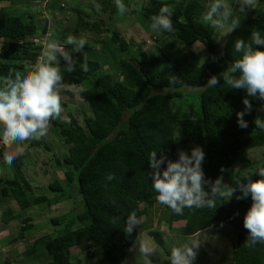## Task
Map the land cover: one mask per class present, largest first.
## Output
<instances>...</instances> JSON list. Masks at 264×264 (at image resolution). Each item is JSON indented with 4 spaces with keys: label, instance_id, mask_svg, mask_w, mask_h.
<instances>
[{
    "label": "trees",
    "instance_id": "obj_1",
    "mask_svg": "<svg viewBox=\"0 0 264 264\" xmlns=\"http://www.w3.org/2000/svg\"><path fill=\"white\" fill-rule=\"evenodd\" d=\"M210 2L148 0L137 15L144 29L152 32L150 17L167 5L173 13L174 31L152 32V36L159 41L172 39L188 47L199 42L207 48L206 60L198 66L184 61L189 63L185 70L177 68L176 63L165 57L161 49L160 54H150L144 41L124 39L119 31L106 28L107 23L103 18L93 20L97 12L93 9L90 12L70 10L76 15L72 34L89 40L79 52H74L72 46L57 37V30L50 26L54 15L47 17L40 13H19L17 9L14 13L13 8H8L12 14L0 17V76H6L9 69L27 70L40 56L43 43L59 39L76 61L75 70L68 72L66 62L58 56L64 84L78 86L80 96L87 101L89 112L87 115L85 112L74 114L70 109L66 110L64 104L65 114L50 122L66 152L44 144V148L52 153L48 161L55 172L47 187L48 194L39 193V189L36 191V187L26 178L22 168L26 154L18 156L11 165L5 164L11 178L3 180L0 177V223L8 225L15 220L8 206L11 201L25 211L33 207L50 208L63 201L78 202L77 211L71 215L79 227L73 228L68 221L63 223L62 218H52L53 227L61 223L65 226L55 236L43 235L32 242L22 253L29 264L31 260L39 259L41 254L46 255L47 264H81L80 259L73 262L75 259L71 249L75 247L86 258L96 260V264H122L140 235L138 227L147 229L154 242L162 246L163 240L160 233L153 229L150 215L152 208L159 204L148 175L152 171L148 158L153 151L157 152V158L163 154L168 160L176 161L179 147L185 151L188 149L186 152L190 155L191 149L199 146L205 153L202 168L206 179L215 181L222 176L225 182L226 179L235 178L232 187L236 186L237 181L246 183V177L260 179L255 175L258 169L240 176L236 166L249 162L246 156L251 149L264 148V129L257 128L254 123L257 117L264 120V101L249 98L253 110L244 117L248 127L239 128L236 113L243 111L242 100L246 93L224 84L220 73L238 58L234 51L237 39L249 42L254 29L264 35V13L252 18L250 13L237 12L235 19L240 24L229 33L225 45L220 48L214 40L215 26L201 19ZM30 3L24 7L30 6ZM99 3L100 12L108 14L111 21L114 22L115 14L121 15L114 0H100ZM105 33H110L116 50L126 55L116 61V79L107 82L95 78L103 66L93 56V45L101 43ZM36 35L45 41L35 42ZM254 47L264 51L262 46ZM213 56L218 58L216 62H213ZM180 61L181 57L177 62ZM82 64L87 65V71ZM168 65L176 69V77L165 74ZM213 75L217 76L219 84L214 88L206 87ZM81 86L83 89H80ZM185 87L199 91V117L179 118L175 114L176 106L172 102L185 96ZM30 146H39L37 140L34 139ZM166 166V163L161 165V171ZM58 172L63 177L58 176ZM108 174H113L115 179L108 181ZM240 195L237 191L229 201L218 199L216 208H185L183 215L175 214L164 205L169 211L166 221L169 226L180 223L178 233L185 237L204 232L215 223L228 225L236 234L230 264H264V244L247 246L248 232L243 227V218L252 201L250 196L237 200L236 196ZM131 212L136 213L140 225L128 236L124 232V222ZM143 217L149 218L145 227L141 225ZM30 221V216L23 219L20 226L22 231L34 227ZM20 236L22 238L23 235ZM18 239L13 238L11 244ZM36 249L37 254H34ZM0 264H12V261L5 257Z\"/></svg>",
    "mask_w": 264,
    "mask_h": 264
},
{
    "label": "clouds",
    "instance_id": "obj_2",
    "mask_svg": "<svg viewBox=\"0 0 264 264\" xmlns=\"http://www.w3.org/2000/svg\"><path fill=\"white\" fill-rule=\"evenodd\" d=\"M258 2L259 0H239V10L244 12L246 9H255ZM114 3L121 15L128 12L123 0H114ZM172 14L169 6L161 7L158 14L150 17V30L156 34L172 33ZM201 19L226 34L233 32L240 24L234 18L233 7L228 0H211ZM64 43L72 46L74 52H79L84 49L87 41L69 33L64 38ZM254 46L264 47V35L255 29L249 42L246 43L243 39L235 41L234 51L238 58L220 73L224 84L246 93L242 100L244 109L236 113L238 127L241 129L248 127L244 117L253 110L249 98L264 101V51ZM58 56L66 62L68 72L75 70L76 61L71 54L65 50L59 39H51L27 70L9 69L6 76H0V143L11 145L14 142L39 140L44 137L50 122L61 116V91L71 87L79 92L77 85L64 84ZM217 59L212 57L213 62ZM82 67L87 71L86 64H82ZM218 84L217 76L213 75L207 81L206 87L214 88ZM254 123L257 128L264 129V120L261 118L257 117ZM177 157L176 161H172L163 154L157 158L156 151L149 154V167L152 171L148 175L151 177L152 188L157 193V202L166 205L175 214L183 215L185 208H216L218 199L229 201L239 191L241 195L236 196L237 200L250 196L252 201L243 218V227L248 232L247 246L264 244V166L259 167L255 173L260 179L246 177V183L237 181L236 186L232 187L223 182L222 176L215 181L205 178L202 168L205 153L201 147H193L190 155L184 150H178ZM3 159L11 165L17 156L6 152ZM165 163L166 169L161 171V165ZM106 179L112 181L115 176L108 174ZM124 224L125 234L131 236L140 225V219L135 212H131ZM187 240V243L171 249L170 264H193L199 245L191 236ZM130 251L144 257L151 264L155 246L140 240L135 242Z\"/></svg>",
    "mask_w": 264,
    "mask_h": 264
},
{
    "label": "rangeland",
    "instance_id": "obj_3",
    "mask_svg": "<svg viewBox=\"0 0 264 264\" xmlns=\"http://www.w3.org/2000/svg\"><path fill=\"white\" fill-rule=\"evenodd\" d=\"M30 2H26V0H24V2L23 0H4L0 2V17L12 14L8 8H13L14 13L17 9L19 13L20 11L40 13L41 15L43 14L47 17L54 15V18H51L52 22L50 26L51 28L57 30V37L61 38L64 42V38L68 33L67 31L72 34L74 30L73 28L76 15H74V13L70 10L78 9L90 12L93 9L97 11L93 15V20L103 18V20L107 23L106 28L110 29L111 27V29L119 31L124 39H131L135 42L144 41L146 43L145 48L150 52V54H160L161 52H159V50L161 49L165 53V57H168L169 60L176 63V67L181 70H185L187 64L189 63H192L195 66L200 65L208 56L207 48L199 42H196L192 46L188 47L181 43H177L172 39L165 38L159 41L152 36V32L146 31L144 29V25L138 20L137 15L141 6L146 5L148 0H125L124 4L128 8V12L124 15L115 14L113 16L114 22L108 19V14H102L100 12V0H32ZM228 2L233 7L235 18L237 12H240L239 1L228 0ZM27 3H30V6L26 5V7H24ZM52 4L54 7L59 9L54 10ZM132 11H134V13H132ZM244 12L252 14V18L259 17L264 13V1L259 0L255 9H246ZM215 29L216 33L214 35V40L216 41L218 47L222 48L225 45L229 34H226L225 31L216 27ZM34 39L35 42L43 43L45 41L44 38L39 39L37 35ZM102 39L103 41L101 43L93 45V48L95 49L93 52L94 59L99 60L103 66L100 73L98 76L96 75L95 78L101 79L103 82L114 81L118 72L116 61L125 58L126 55L120 54L118 50H116L110 40V33H105ZM85 40L88 43L89 40ZM43 45V48H45L46 43H43ZM179 57H181V61L179 62L180 64L177 62ZM184 61L189 63H183ZM166 70V75H172L171 77L177 76L176 69L173 66L168 65ZM89 87H91L89 89L92 91V85L89 84ZM80 89H83V87L81 86ZM184 91L185 96L182 99H177L172 102L173 106H176V116H180L179 118L199 117V91L188 87H185ZM79 92L77 93V91L72 88L63 89L61 91V105L65 104L67 107L66 110L70 109V111L74 114L81 115L85 112L87 115L89 114L87 101L80 96ZM61 114H65L63 106ZM33 140L34 139L24 142H14L11 145H4L0 143V177H2L3 180L11 178V172L5 166L7 163L3 159L4 153H11L17 157L26 154L22 163V168L26 178L29 179L33 187H36V191L39 189V193L48 194L47 187L52 181L54 170L50 167L48 161V159L52 156V153L44 148V144L51 145L54 149L59 147L63 153L66 152V148L62 145L61 141H59L58 136L51 127H49L48 132L44 137L37 140L39 146H36L35 148L31 147L30 145ZM178 150L184 149L183 147H179L177 151ZM186 151L189 150L186 149ZM246 157L249 161L247 164H238L236 166V170L240 176H245L246 173L251 174L259 167L264 166L263 147L251 149ZM58 176L63 177L61 172H58ZM235 180V178H229L226 179L224 183L231 186ZM77 204L78 202L63 201L50 208L33 207L25 211L20 210L19 206L14 201L9 202L8 206L12 210L15 220L10 222L8 225L0 223V260L7 257L12 261V264H29V261L25 259L22 253L31 246L35 239L48 234L51 236L57 235L58 232H61L62 228L65 226L63 223L67 221L71 223L73 228L79 227V223L71 215V213L77 211ZM150 215L152 216L151 221L154 225L152 227L160 233L163 245H157L153 238L147 234V229L143 227H138L140 235L138 236L136 242L144 240L155 246V255L151 257V264H170L169 257L171 255V249L187 243L188 237L181 236L178 233V229L181 227L180 223H175L172 226L168 225L166 220L169 217V211L163 204L159 203L157 206L152 208ZM27 216L31 217L30 223L33 224L34 227L29 231H22L20 226L23 224V219ZM55 217L62 218L60 220L63 223H61L60 226L53 227L51 224V219ZM147 218H142L141 225L144 226L146 221L149 222V218ZM211 227L212 228L205 230L204 232L192 236V240L199 245V248L196 250L197 254L193 264H230L232 260L231 253L236 240V234L233 232V228L221 223H215ZM146 228L148 227L146 226ZM20 235H23L22 238ZM15 237L19 238L18 241L11 244L12 239ZM71 253L75 259L73 262L80 259L81 264H96V260L86 258L85 254L78 247L71 249ZM34 254H37V249ZM47 261L48 259L46 255L41 254L39 259L31 260L30 263L47 264ZM122 264H148V262L144 257L139 254L136 255L135 252L130 251Z\"/></svg>",
    "mask_w": 264,
    "mask_h": 264
}]
</instances>
